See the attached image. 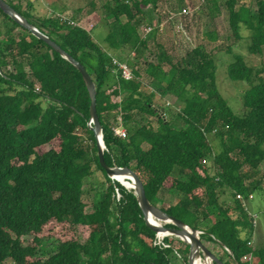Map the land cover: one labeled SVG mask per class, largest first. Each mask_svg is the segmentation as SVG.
<instances>
[{
  "label": "trees",
  "instance_id": "16d2710c",
  "mask_svg": "<svg viewBox=\"0 0 264 264\" xmlns=\"http://www.w3.org/2000/svg\"><path fill=\"white\" fill-rule=\"evenodd\" d=\"M4 1L86 69L105 163L133 169L148 200L202 232L201 243L224 264H264V244L253 245L257 216L247 210L250 196H264V66L256 69L227 48L230 80L248 86L235 114L220 92L212 54L196 46L170 59L160 22L148 21L163 0L105 1V18L118 33L108 29L103 47L76 16H39L31 0ZM251 2L256 11L251 3L236 9L238 0L226 6L233 37L240 41L242 28L250 31L247 52L258 55L264 0ZM204 38L215 42L219 35ZM114 61L129 67L131 80ZM90 107L79 70L0 9V264H189V246L176 237L156 246L134 190L107 177L88 128ZM119 119L126 138L112 132ZM97 173L99 189L91 181ZM167 193L178 202L165 203ZM49 224L70 235L51 237L56 251L44 255Z\"/></svg>",
  "mask_w": 264,
  "mask_h": 264
},
{
  "label": "rangeland",
  "instance_id": "374dc122",
  "mask_svg": "<svg viewBox=\"0 0 264 264\" xmlns=\"http://www.w3.org/2000/svg\"><path fill=\"white\" fill-rule=\"evenodd\" d=\"M31 1L35 3V11L39 16L52 17L55 13L68 19L75 16L80 18V25L88 31H93L95 41L102 47L104 46L103 39L108 29L115 31L116 34L118 33L116 25L106 20V13L102 8L103 3L110 0ZM226 1L228 0H163L162 2H164L165 5H162L157 12L150 10L153 13V18L151 20L148 19V21L160 22L161 39L166 45V50L169 53L170 59L174 63L196 46H202L205 52L213 55L219 67L218 85L220 92L228 101L232 111L235 114H240L243 110L242 96L243 93L248 90V86L245 82L230 80L228 71L233 57L226 53L227 48L230 46L236 54L244 55L248 63L256 69H263L264 47L263 54H249L247 50L248 46L251 44V32L245 28H242L241 31L242 40L236 41L229 26V10L226 6ZM92 3L95 7L94 10H92ZM23 4L25 6L26 3L24 2ZM237 4L238 5L235 6L236 9L242 5L248 6L250 4L252 5V11L257 10L255 3H252L251 0H238ZM217 6H219V10H215ZM79 9H82V11L79 12ZM106 24H110L109 28ZM210 31L217 32L219 35L218 41L212 42L204 38V35ZM146 56H149V54L147 53ZM130 58H133V56ZM167 115L169 121H177L174 120L175 117H173V115ZM180 125L178 121L175 123L176 127H180ZM85 139L91 143L90 139L87 137ZM54 141H58V139ZM214 145L220 147V141H215ZM174 174L175 177H177L178 171ZM91 181L94 188H102L103 177L100 173H97ZM162 197L164 198L163 201L169 204L177 203L179 198L175 193H167ZM98 199L99 197L97 200ZM247 210L253 216H257L255 221L257 226L253 245L261 246L264 244V196L258 195L253 197L251 202L247 203ZM43 235L45 240L43 241L41 251L44 255H47L50 252H55L57 248L56 242L51 239V237L66 239L70 233L67 232L66 227L63 225L49 224ZM27 242L31 243L32 238H29ZM182 249H184V245H182ZM179 261L182 263V260ZM5 264L13 263L8 261ZM210 264H212V262H210Z\"/></svg>",
  "mask_w": 264,
  "mask_h": 264
},
{
  "label": "water",
  "instance_id": "95a60500",
  "mask_svg": "<svg viewBox=\"0 0 264 264\" xmlns=\"http://www.w3.org/2000/svg\"><path fill=\"white\" fill-rule=\"evenodd\" d=\"M0 9L9 17H11L17 24H19L22 28L28 30L32 35L38 37L50 47H52L57 53L60 54L62 58L71 63L74 67H76L81 73L83 80L85 82V86L88 90L89 97L91 100L90 107V116L91 120L88 125L90 131L95 135L98 147V156L102 167L105 169L107 177L111 180L117 181L123 187L121 182H119L115 176H122L126 178L129 182H132L131 190H134V194L137 197V201L140 205V208L143 211L144 217L148 225L157 232V234L166 235L167 237H176L186 243L190 248V258L189 264H197V261H201L203 258L206 260V263L210 264V262H217L218 264H224L217 257H215L211 252L207 250V248L201 243L200 234L202 232L196 231L183 223L182 221L171 217L170 215L163 212L161 209L153 205L145 195L144 188L141 180L130 167H121V166H108L105 163V141L103 130L101 124L99 122L98 114H97V99L95 88L93 86L92 80L87 73L86 69L83 65L75 60L69 53L64 51L59 45H57L54 41H52L47 35L43 34L39 31L37 27L31 25L24 17H22L15 9H13L7 2L4 0H0ZM153 215H158L164 220V224L155 223L152 220ZM173 225L175 228L168 229L166 225ZM195 234V235H193ZM184 235V237L178 236ZM203 257V258H202Z\"/></svg>",
  "mask_w": 264,
  "mask_h": 264
},
{
  "label": "built area",
  "instance_id": "2783aa9c",
  "mask_svg": "<svg viewBox=\"0 0 264 264\" xmlns=\"http://www.w3.org/2000/svg\"><path fill=\"white\" fill-rule=\"evenodd\" d=\"M149 31H150V29L146 30V32H149ZM114 64H116L118 69L121 71V76L124 80H131L132 79L133 75H132V73H131V71L127 65L117 63L116 61H114ZM112 132L116 137H120V138H126L127 137L126 131H124V129L121 127V120L120 119L118 120V125H116L113 128ZM205 161L206 160H203V162H205ZM251 199H253V196H250V200ZM166 237H167L166 235L157 234V241H156L155 245L159 246L160 248H165L166 245L163 243V240Z\"/></svg>",
  "mask_w": 264,
  "mask_h": 264
},
{
  "label": "bare ground",
  "instance_id": "6f19581e",
  "mask_svg": "<svg viewBox=\"0 0 264 264\" xmlns=\"http://www.w3.org/2000/svg\"><path fill=\"white\" fill-rule=\"evenodd\" d=\"M115 178L119 181V182H121L124 186H127L129 189H131L132 188V182H128L127 180H126V178H124V177H122V176H115ZM152 220L155 222V223H158V224H163L164 223V220L160 217V216H158V215H153L152 216ZM193 235H195V234H193ZM178 236H181V237H184V235H178ZM197 264H208V263H206V260L205 259H202L201 261H197Z\"/></svg>",
  "mask_w": 264,
  "mask_h": 264
}]
</instances>
